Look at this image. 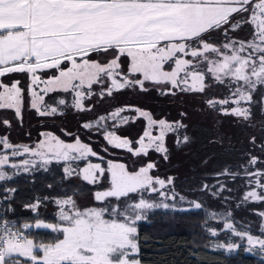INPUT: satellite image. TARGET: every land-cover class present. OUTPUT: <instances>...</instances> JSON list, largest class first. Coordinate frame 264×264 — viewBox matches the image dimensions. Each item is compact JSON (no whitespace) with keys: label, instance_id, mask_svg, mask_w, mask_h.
I'll use <instances>...</instances> for the list:
<instances>
[{"label":"snow or ice","instance_id":"1","mask_svg":"<svg viewBox=\"0 0 264 264\" xmlns=\"http://www.w3.org/2000/svg\"><path fill=\"white\" fill-rule=\"evenodd\" d=\"M241 13H248L247 19L241 18L233 23L234 14ZM245 23L252 28L250 39L237 40L228 36L230 30L236 31ZM216 30H222L227 40L222 47L205 38ZM209 53L219 59L209 58ZM93 54L98 59H91ZM124 56L129 58L126 72L122 71L121 58ZM188 56L192 59L184 58ZM169 61L174 62V67L166 71L165 64ZM201 61L206 62L207 72L217 83L227 81L229 84L230 94L223 99L206 100L207 106L222 115L235 117L242 128H255L258 123L260 132L264 133V120L253 123L254 106L259 107V113L264 117V91H261L264 89V0H0V77L28 73L27 91L32 98L31 107L41 116L55 114L58 109L44 105V95L35 90L40 83L44 84L41 89L44 94L74 91L73 107L83 110L86 93L80 89L103 83V77L109 82L106 88L109 96L113 91L126 88L139 87L146 91V82L170 84L172 89L182 92L202 93L209 85L205 82V73L199 70ZM65 62L71 66L61 67ZM46 69H55L59 74L42 80L37 72ZM257 92H260L259 100L254 98ZM23 98L20 81L10 84L0 81V109H14L19 117ZM65 103L64 99L58 101L60 105ZM125 110L117 109L111 118H120V113ZM135 111L148 121L146 130L136 142L138 147L133 148L129 139L114 132L105 134L108 144L126 149L134 156H146L150 149H154L167 160L165 137L168 133H177L178 145L189 142L187 134L182 138L179 135L181 129L187 128L182 121H156L146 111ZM127 120V117L122 118L124 123ZM4 123L9 124L8 121ZM92 126L89 123L83 125L85 128ZM154 126L159 127L158 135L152 134ZM45 136L34 148L13 145L7 136L0 137V145L10 150L11 157L25 154L30 157L20 163H10L7 152L0 154V181L13 180L21 171L29 173L43 169L47 172L53 161L59 163L97 156L78 138L75 143H64L51 133ZM249 138L255 145L257 136L250 134ZM259 146L264 150V144ZM258 159L252 156L249 165L255 166ZM5 166L15 172L7 173ZM155 167V163L149 162L136 171H129L123 163L111 160L107 162V168L100 163H88L79 172L65 166V179L80 175L89 184L97 183L99 177L107 173L110 187L94 194V199L103 206L81 209L73 195H67L54 199L58 206L57 223H46L37 218L34 224L17 225L0 214V264H140L138 259L132 258L139 251L137 222L145 220L150 210L174 207L164 200L175 199V194L170 196L161 191L173 180L171 177L167 181L153 177L150 170ZM245 174L255 177L249 184L254 183L256 187L247 191L243 200L264 201V195L256 190H264V171L248 172L246 168ZM217 175L235 178L237 173H230L225 168ZM224 187L221 184L219 191ZM207 189L205 184L202 190ZM16 191V188L4 187L3 192L8 195L3 200L10 201ZM144 192L158 193L163 199L150 201L143 197ZM130 194L141 195L135 200ZM212 195L217 196L219 192ZM112 199L118 203H111ZM180 199L185 197L180 196ZM41 202L37 197L34 203L25 207L37 212ZM190 203L193 209L202 208L197 201ZM7 210H11L10 204ZM257 215L264 218V211ZM33 228L60 233L62 238L38 242L29 238L28 230ZM223 228L241 240L246 239L245 251L254 252L258 248L264 254V238L261 236L237 231L227 220ZM259 229L264 234V222ZM210 231L213 236L218 234L215 230ZM216 247L233 252L239 245L229 242Z\"/></svg>","mask_w":264,"mask_h":264},{"label":"trees","instance_id":"2","mask_svg":"<svg viewBox=\"0 0 264 264\" xmlns=\"http://www.w3.org/2000/svg\"><path fill=\"white\" fill-rule=\"evenodd\" d=\"M247 17L248 13L244 19H247ZM240 28L242 32L236 33L234 31L235 35L230 30L228 36L237 40L250 39L252 35L251 25L245 23ZM218 31H220L224 40L217 38L214 33L215 31L207 34L205 38L217 47H222V44L227 40L223 31ZM244 54L246 55L247 53ZM208 55L211 59H219L215 54L209 53ZM202 69L201 71L205 73V82L209 85L204 92H193L198 96L194 94H187L185 96L186 93L181 91L185 95L181 96L179 102L166 101L164 104H187L185 99L203 102L204 100L200 94H205V96L209 97L212 89L214 93L220 94V97H223V94L226 92L223 84L213 81L214 78L208 76L210 73L204 68ZM210 82L213 83L211 84ZM172 91L176 93L180 92L179 89H172ZM261 91L264 90L262 89ZM120 95L122 96L121 93L118 96ZM254 98L259 100L260 92L254 94ZM108 102L114 103L117 100H109ZM105 105L106 103L99 105L96 110L98 112L102 111ZM204 108L207 111L206 116L208 115L209 119L212 117L213 121H215L214 125L208 126L201 121H197L190 126V129H181L179 132L181 138L185 134L190 137L189 142L186 144L181 143L178 145L176 143L177 133H168L173 136L174 148L181 149L185 153V160L188 162L189 168L184 174L176 176L170 187H168L169 189H167L175 194L178 200H180L181 194L187 197L189 202L197 201L201 203L202 208L188 211L161 209L148 211L147 218L136 224L139 248L136 259L140 261V264H264V260L246 253L242 246L236 252L231 253H226L222 249L211 248L212 237L208 232L209 227L222 228L225 220L239 223V225L249 228L253 233L257 230L253 222L258 220L256 211L262 207L264 201L243 200L244 194L252 187L249 181L253 178L245 174V169L247 168L248 172H254L258 168L264 169V150L259 146L264 144V133L260 132V125L258 123L255 129H245L237 122L236 128L232 133H228L222 124V120L224 117L233 116L214 113L209 107ZM253 112V123L264 120V117L259 113L258 106L253 107ZM179 113L181 115L182 112L179 111ZM233 119L236 121L235 117ZM77 121L78 118H76L72 125H70V120L65 121L61 124L65 128L60 130L61 133L66 136L74 135L75 129L78 126ZM174 121H177V118ZM250 134L257 136L255 145L250 143ZM166 148L168 149L167 155L169 159L172 151L170 146L166 145ZM102 149L107 151L105 148ZM162 156L164 158V155ZM252 156L259 158L255 166L248 163ZM168 159H165V161H168ZM177 165H179L177 162L172 164L174 167ZM63 168L64 164L62 162L57 163L53 161L48 165L49 170L47 172L43 169L31 170L29 173L21 171L19 175L14 176L13 180L0 181V214H3L9 220L15 221L17 225H22L23 223L34 224L37 218L45 222L57 223L55 198H63L67 195L75 196L79 193L90 194L97 187H102L101 184L98 186L91 185L86 181L78 180L76 177L65 179ZM225 168L229 169L230 173H237L235 178L231 175H217V173L222 172ZM5 169L12 171L11 168L6 167ZM14 172L15 170L12 174ZM50 184L52 185L51 188L48 187ZM205 184L208 185V189L202 190ZM221 184L225 186L223 191H219ZM4 187L17 189L12 194L10 201L3 200V197L8 195L3 192ZM213 192H219V195L213 196ZM133 195L130 194L135 199L136 197ZM142 195L147 198L152 197L145 193H142ZM37 197L42 201L37 212H33L30 208L25 207V205L34 203ZM44 197H48L49 199L45 200ZM110 202L113 204L118 203L114 199ZM9 204L11 205L10 211L7 210ZM96 205L103 206L101 202ZM229 212L231 213L230 216L228 215ZM213 213L217 215L216 219V215H212ZM28 235L29 238L38 242H50L55 237L62 238V234L53 233L47 229L33 228L28 230ZM216 238H218V235ZM232 239L241 240L237 237Z\"/></svg>","mask_w":264,"mask_h":264},{"label":"rangeland","instance_id":"3","mask_svg":"<svg viewBox=\"0 0 264 264\" xmlns=\"http://www.w3.org/2000/svg\"><path fill=\"white\" fill-rule=\"evenodd\" d=\"M246 14L247 13L234 14L232 18V22L234 23L236 20L245 18ZM232 32L236 35V33L242 32V29L239 28L238 30H236V33L234 31ZM214 33L216 34L217 38L224 40V37L222 36L220 31L216 30ZM184 58L192 59L190 56ZM91 59L96 60L98 59V56L96 54H93L91 56ZM121 62H122V71L126 72L129 58L127 56H124L121 58ZM70 66L71 65L68 62H65L64 64L61 65V67H70ZM172 67H174V62L172 61H169L167 64H165L166 71H171ZM202 68L207 70L206 62L201 61V63L199 64V69L201 70ZM58 74L59 73L55 69H46L37 72V75H39L42 78V80H47L52 75H58ZM208 76L212 77L211 74H209ZM136 78H141V77L137 76ZM102 79H103V83L93 84L90 89L87 86L80 89L81 91H84L86 93L82 101L83 110H78L73 107L74 97H75L74 91H69V92L57 91V92H50L44 94L43 92H41V89H43L44 84L43 83L38 84L37 86H35V90L39 94L44 95V105L50 107H56L58 109L57 113L55 114L41 116L36 112L35 109L31 107L32 98L27 91L28 85L30 83V78L28 73L26 72L10 73L5 77H0V81L6 84H10L17 80L20 81V87L24 89V98L21 106V115L19 117L16 115L14 109H0V137L7 136L9 141L13 145H27L30 148H34L39 141L44 140L46 138L45 134L48 133H51L53 136L63 141L64 143H75V140L78 138L82 143L87 144L89 147H91L93 151L97 153V156H88L85 159L69 160L67 162L60 161L64 164V167L70 166L71 168L75 169L76 172H79V170L85 167L88 163H100L102 167L107 168V162L111 160L113 162L123 163L129 171H136L140 167L145 166L147 163L153 162L156 165L154 169L150 170V174L153 177H158L160 179H164L165 181H167L171 177L173 180L174 178H176V176L184 174L188 170L189 164L185 160V153L183 152V150L174 148V141L172 134H168L165 137V146L166 145L170 146L172 151V155L168 159V161H165V159L162 156L163 154L156 152L154 149H150L146 156L145 155L134 156L126 149L115 148L112 145L108 144L107 140H105V134L107 132H114L116 135L120 136L121 138L129 139L131 142V146L133 148L138 147L136 142L139 140V138L143 135L144 131L146 130L148 126V121L146 118L140 116L139 113L135 111V109H140L141 111L148 112L151 115V117L156 121L164 119L168 122H173L174 119L177 118V121H182L184 124L187 125V129H190V126L197 121H201L202 123L209 126L213 124L215 121H213L212 117H210L209 119V116L208 115L206 116L207 111L204 108V107H208L206 104V100L223 99L230 94L229 84L226 81V83L223 84L226 91L225 94H223V97H220V94L214 93V90L212 89L210 92L211 94H209V97L205 96V94H200V96L204 100L203 102H198L193 100L191 101L185 99L186 100L185 102H187L188 105L187 104L174 105V103L164 104V102L166 101L179 102L181 100L180 99L181 96L185 95V93H186L185 96H187V94H194L196 96L198 95L193 92H185L184 94L181 91L177 93L173 91L169 92L168 90L172 88L170 84L156 85L153 84L152 82H146L145 83V88L147 89L146 91H142L139 87L126 88L119 91H113V94L109 96L107 95L106 92V88L109 82L107 81L106 77H103ZM210 83L212 84L213 82ZM164 86H166L165 89H163ZM150 87L151 89H149ZM89 92H91V95H88ZM101 92H104L103 96H101ZM120 93L122 94V96L121 95L118 96ZM126 96L128 97L126 98ZM60 99H64L66 103L64 105L58 104V101ZM109 100H114V101L117 100V102L114 103L108 102ZM161 102L163 103L160 104ZM103 103H106L105 107L102 109V111L98 112L96 108L99 105H102ZM120 108H124L126 110L120 113V118L112 119L111 114ZM179 111L182 113H186L187 115L182 116L180 118L181 115L180 113L178 114ZM212 111L214 113H220L217 110L212 109ZM101 117H104L105 119L101 120L100 119ZM123 117L128 118L127 123H124L122 121ZM76 118H78L77 121L78 126L75 129L74 135L66 136L65 134H62L60 131L61 130L60 125L68 120L71 121L70 125H72V123H74ZM4 121H8L9 124L5 125ZM85 123L92 124L93 126L91 128H85L83 127ZM222 124L224 125V128L227 129L228 133H232V131L236 128L237 125L233 117H224L222 120ZM151 131L153 135H158L159 127L154 126ZM102 148H105L107 151H104ZM5 152H7L10 156V163H20L22 160L30 158L27 154L23 156L11 157L10 150H5L3 149L2 145H0V154H4ZM20 157L22 158L19 159ZM91 158H95V159H91ZM174 162L179 163V165L175 167L172 166ZM6 167L11 168L9 166H5L4 171H6L9 174H12L14 169L11 168L12 171L10 170L7 171L5 169ZM257 170L264 171V169L261 170L260 168H258L254 170V172H256ZM72 177H76L78 180L84 181L80 175H73ZM254 179L255 177L252 178L253 181ZM262 181H264V178H262ZM100 184L102 185V187L100 186L97 187V189L93 190L90 194L79 193L73 196V198L76 200L77 205L81 209L87 207H100L96 205L99 202L94 199V194L97 191H104L110 187L109 177L107 173H105L103 176H100L97 183L91 185L98 186ZM170 185L171 184H167L164 189H161V191H165L171 196L173 195V193L170 190H168L169 189L168 187H170ZM156 187H159V185H156ZM255 187L256 186L253 183L252 187L249 190ZM256 190L258 193L264 195V190L260 188H256ZM144 193L147 194L148 196H152L150 198L144 197L145 199H149L150 201L160 202L163 199L162 197L159 196L158 193H149V192H144ZM140 195L141 194H134L133 196L136 197L135 200H138L140 198ZM180 196H184V195L180 194ZM181 201H183L184 203L183 202L179 203ZM164 202L168 203L169 205H174V207H170L169 209L161 208V210H176V211H185L184 209L195 210L192 208V205L187 197H185L184 200L181 199L178 200V198L175 197V199H166L164 200ZM261 211H264V204L259 210L256 211V214ZM57 212H58V206L56 207L55 213ZM216 218L217 215L215 216V219ZM227 221H230L237 231H248L249 234L251 235L261 236L262 238H264V234H262L259 229L261 222H264V218L260 217L259 215H258V220L253 222V225L256 226L257 229L254 233L251 230H249V228H245L239 225V223L233 222L231 220H227ZM210 230H215L218 233L217 234L218 238H216L217 235L216 236L211 235ZM208 232L212 237L210 247L213 249H222L226 253H231V252H227L224 248L216 247L218 244L226 245L229 242L238 244L239 247L242 246L243 249L247 247L246 239L233 240L232 238L234 237L237 238L240 237L233 235L231 231L225 230L223 227L220 229L209 227ZM237 249L233 252H236ZM245 252L258 257L261 260H264V254H261L258 248L254 252H247V251ZM137 254L138 253L134 254L132 258L136 259Z\"/></svg>","mask_w":264,"mask_h":264},{"label":"flooded vegetation","instance_id":"4","mask_svg":"<svg viewBox=\"0 0 264 264\" xmlns=\"http://www.w3.org/2000/svg\"><path fill=\"white\" fill-rule=\"evenodd\" d=\"M60 129H65V128L60 125ZM65 133H66V131H65Z\"/></svg>","mask_w":264,"mask_h":264}]
</instances>
